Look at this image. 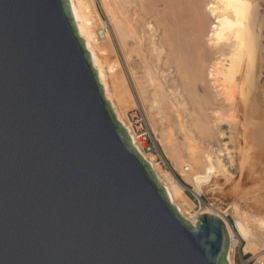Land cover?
I'll return each mask as SVG.
<instances>
[{"label": "water", "instance_id": "95a60500", "mask_svg": "<svg viewBox=\"0 0 264 264\" xmlns=\"http://www.w3.org/2000/svg\"><path fill=\"white\" fill-rule=\"evenodd\" d=\"M119 122L69 0H0V264H229Z\"/></svg>", "mask_w": 264, "mask_h": 264}, {"label": "bare ground", "instance_id": "6f19581e", "mask_svg": "<svg viewBox=\"0 0 264 264\" xmlns=\"http://www.w3.org/2000/svg\"><path fill=\"white\" fill-rule=\"evenodd\" d=\"M69 3L105 97L134 147L181 216L193 224L201 213L223 219L230 238L227 259L234 264L236 240L227 219L214 207L194 211L181 182L145 151L144 137L151 130L197 195L220 178L259 183L263 163L250 159L253 147L246 146L247 134L240 139L235 119L241 110L264 120V0ZM138 112L147 126L144 132L131 120L130 113ZM229 112L234 119L226 118ZM258 133L264 138V123ZM262 197L254 209L264 206ZM234 212L237 232L247 242L245 253L263 261L264 220L255 215L245 223L236 207Z\"/></svg>", "mask_w": 264, "mask_h": 264}, {"label": "rangeland", "instance_id": "374dc122", "mask_svg": "<svg viewBox=\"0 0 264 264\" xmlns=\"http://www.w3.org/2000/svg\"><path fill=\"white\" fill-rule=\"evenodd\" d=\"M100 35L103 36L102 31H100ZM260 83L259 85L261 87ZM262 85L264 87V84ZM230 113L231 112L227 114L226 118L230 116ZM130 115L135 129L137 131L142 130L144 132L147 126L143 124V122L141 121L140 113L138 112L137 114H133V115L132 113H130ZM255 116L256 115H249V116L245 115L241 110L237 111L236 118L238 117L239 118L235 120L236 121L239 120V121L236 127L240 132V139L243 138V136L241 135L247 134L246 136L248 137V142H249L247 143L250 145H246V143L244 142L242 145H246L247 147L249 146V149L250 147L251 148L253 147L251 149V153L249 152L251 154V158L250 157L249 158L255 161L258 160L261 164L263 163L262 166H264V146H263L264 138H262L263 136H261L260 133H258L262 128L264 120L262 121L261 118ZM228 119H234V118L231 116V118ZM249 137H252V139L251 138L249 139ZM256 137H258V139ZM144 138H146V142H147V147L145 148V151L147 153L153 154L155 156L157 163H159L160 167L163 170H167L171 172L177 178V180L181 182L185 194L190 199V201H192V204L194 206V211H199L204 206L214 207L215 210L219 209L221 211V214L227 219V221L229 222L230 226L234 231L235 240H236L235 251L233 254L234 264H254L257 258L251 252L245 253L244 249L246 247L247 242L244 241L237 232V225H236L237 215L234 212V208L236 207L239 213L246 217L245 223L247 222V220L248 221L252 220V218H254L255 215H259V217H261L260 219L264 220V206L258 210L256 208L254 209L253 207L255 204L257 205V203H260V200L263 199L262 196H264V178H263L264 175L261 179L262 181L260 180L259 183L256 182L255 184L253 182H247V184L244 182L243 184V182H239V180H235V179H231L232 181L231 180L225 181V179L220 178L217 185L211 187L207 186L205 187L204 192H202L200 195H197L194 192V187L192 183L185 181L182 175L180 174V165L174 159V156L168 157L162 145L160 144L159 141L156 140L151 130ZM225 139H224L225 141H228L227 138ZM171 154L174 155V152H172ZM187 163H188L187 161L184 162V164Z\"/></svg>", "mask_w": 264, "mask_h": 264}, {"label": "built area", "instance_id": "2783aa9c", "mask_svg": "<svg viewBox=\"0 0 264 264\" xmlns=\"http://www.w3.org/2000/svg\"><path fill=\"white\" fill-rule=\"evenodd\" d=\"M254 264H264V260L261 261V262H257V261L255 260V263H254Z\"/></svg>", "mask_w": 264, "mask_h": 264}]
</instances>
